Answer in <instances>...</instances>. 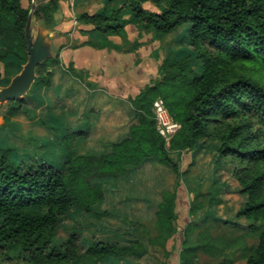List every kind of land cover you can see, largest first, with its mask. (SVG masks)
Here are the masks:
<instances>
[{"label": "trees", "instance_id": "16d2710c", "mask_svg": "<svg viewBox=\"0 0 264 264\" xmlns=\"http://www.w3.org/2000/svg\"><path fill=\"white\" fill-rule=\"evenodd\" d=\"M32 1L0 0V63L11 75L30 59L26 26ZM35 1L34 37V19L52 31L61 13L60 0ZM146 3L156 10L145 8ZM127 10L139 28L157 38L188 24L192 53L182 50L163 59L159 78L129 98L136 120L100 151L84 148L103 105L77 102L82 74L69 64L68 83L55 82L53 67L62 63L59 52L37 65L25 96L7 100L0 130L20 114L32 116L60 131L58 149L66 157L53 159L56 153L49 144L0 145V254L19 253V264H133L130 260L148 251L141 239L123 243L94 235L86 246L81 224L59 239L61 222L75 210L105 220L108 211L100 207L109 183L151 160L178 173L172 152L212 144L216 163L230 167L244 200L236 220L221 219L213 207L222 204L225 183L214 179L205 191L199 183L189 207L191 220L182 231L178 264H199L201 252L219 258L216 264H264V0H122L118 8L82 12L77 20L91 25L99 37L125 36ZM158 98L180 123L169 144L152 111ZM30 103L57 114L38 116ZM78 113L77 120H61L64 114ZM176 201L175 190L162 191L155 235L149 239L165 256L170 255L167 242L178 231ZM201 214L205 216L198 221ZM226 229L237 234L228 237Z\"/></svg>", "mask_w": 264, "mask_h": 264}, {"label": "rangeland", "instance_id": "374dc122", "mask_svg": "<svg viewBox=\"0 0 264 264\" xmlns=\"http://www.w3.org/2000/svg\"><path fill=\"white\" fill-rule=\"evenodd\" d=\"M73 1L78 2L79 0H60V3L69 7L73 14L78 15L81 10L72 4ZM121 2L122 0H92L90 5L87 6V11H111L118 8ZM144 6L150 10H156L151 3H146ZM125 17L130 25L128 26V36L132 39L131 41H124L122 47L135 46L137 49L140 45L142 47L141 54H137L136 68L128 66L130 65L128 61L126 62L127 66H125L128 73L127 77L131 81L135 80V84L132 86L131 93L123 95L128 97L119 99V102L114 101L106 105V102H102V98L96 99L97 102L101 103L100 105H103V109L97 115L92 133L86 140L84 148L90 147L100 151L104 149L109 141L119 139L124 135L127 125L136 120L129 97H132L144 84L152 83L159 78L158 68L165 57L177 56L182 50L184 53L187 51L192 53L186 41L188 39V24L179 27L169 35L157 38L152 32L139 28L132 21L129 10L125 12ZM38 26L43 28L39 21L34 19V34L37 32ZM44 30L48 36H51L47 29L44 28ZM58 45L59 43H55L56 47ZM54 49L52 47L53 51ZM24 65L17 74L11 75L6 72L4 65L0 63V89L8 87L15 76L22 72ZM194 66L198 68L196 60H194ZM29 107L34 109L38 116L44 117L57 114L56 110L52 112L46 107H35L31 103ZM6 110L7 101H0V125L4 122ZM78 117L79 113L71 117L64 114V116H61V120L67 122L70 119L77 120ZM59 132L53 131L47 125L38 124L32 116L20 114L13 118L9 127H6L3 131L0 130V145L8 142L18 147L32 143L36 146L49 144L56 153L53 155V159L62 161L66 155L61 149H58ZM171 154L179 164L178 173L155 160L146 162L141 168L129 171L125 176L109 183L106 187V201L100 207V210L106 209L108 211L105 220L98 221L82 211H72L59 226V239L65 238L73 231L76 224H81V232L86 246L94 239L92 238L94 235L95 238L118 240L123 243L139 238L146 244L148 251L142 257L130 260L133 264H162L163 262L178 264L183 238L182 231L191 220L189 207L195 192L199 188L198 184L201 183L205 191L214 179H219V181L225 183V186L221 196L222 204L213 207V211L221 219L236 220L235 213L243 202L244 196L239 192V186L231 174L230 167L228 165L219 166L216 163L214 146L210 144L196 150H186L180 153L172 152ZM163 190H175L177 194L178 231L167 242L166 246L170 251L169 256H165L163 249L149 244V239L155 235V211L161 200ZM202 214L199 216L198 221H201L205 216ZM241 222L242 224L245 223L243 220ZM225 233L228 237L237 234L229 229H226ZM18 255L19 253L0 254V264H19L20 257ZM219 261V258H211L202 252L198 260L199 264H216Z\"/></svg>", "mask_w": 264, "mask_h": 264}, {"label": "crops", "instance_id": "0c3cea01", "mask_svg": "<svg viewBox=\"0 0 264 264\" xmlns=\"http://www.w3.org/2000/svg\"><path fill=\"white\" fill-rule=\"evenodd\" d=\"M91 1L79 0L78 2L73 1L72 4L81 10L79 14L82 12L96 13L98 10L87 11V6ZM77 16L70 11L69 7L62 4L55 29L48 30L51 33V36L47 34V37L53 56L59 52L62 62L53 67L55 82L67 84L70 74L66 70V66L73 64L76 71L81 73L84 78V80H79L76 85L77 102L89 106L97 98H102V102L107 100L119 102V99L128 97L123 95L132 92L135 80L132 82L127 77L126 62H129L128 66L136 68L137 54L140 55L142 49L141 45L139 49L135 46L122 47L124 41L132 39L128 36V26L130 25L128 23L126 25L125 36L99 37L92 30L91 25L79 22ZM55 43H59V45L56 47ZM52 47L55 48L54 51ZM147 84H144L143 87ZM142 88H139L132 97H135Z\"/></svg>", "mask_w": 264, "mask_h": 264}, {"label": "water", "instance_id": "95a60500", "mask_svg": "<svg viewBox=\"0 0 264 264\" xmlns=\"http://www.w3.org/2000/svg\"><path fill=\"white\" fill-rule=\"evenodd\" d=\"M36 6V1H32V7L26 26V35L28 38V50L30 53L29 61L24 65L20 74L15 76L12 83L8 87L0 89V101L8 99H18L24 96L30 89L32 83L36 79V67L47 57L53 56L51 44L48 40L44 27L38 26L36 37L32 34V15Z\"/></svg>", "mask_w": 264, "mask_h": 264}, {"label": "built area", "instance_id": "2783aa9c", "mask_svg": "<svg viewBox=\"0 0 264 264\" xmlns=\"http://www.w3.org/2000/svg\"><path fill=\"white\" fill-rule=\"evenodd\" d=\"M152 111L159 133L169 144L170 140L179 129L180 123L173 120L162 98H158L154 101Z\"/></svg>", "mask_w": 264, "mask_h": 264}]
</instances>
